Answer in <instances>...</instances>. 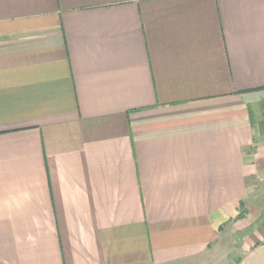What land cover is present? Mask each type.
Wrapping results in <instances>:
<instances>
[{
  "label": "crops",
  "instance_id": "obj_1",
  "mask_svg": "<svg viewBox=\"0 0 264 264\" xmlns=\"http://www.w3.org/2000/svg\"><path fill=\"white\" fill-rule=\"evenodd\" d=\"M0 264H264V0H0Z\"/></svg>",
  "mask_w": 264,
  "mask_h": 264
}]
</instances>
